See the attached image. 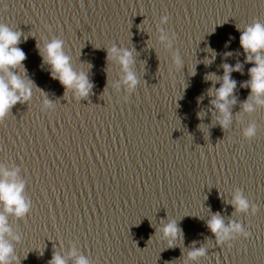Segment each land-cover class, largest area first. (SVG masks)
<instances>
[{"label":"water","instance_id":"obj_1","mask_svg":"<svg viewBox=\"0 0 264 264\" xmlns=\"http://www.w3.org/2000/svg\"><path fill=\"white\" fill-rule=\"evenodd\" d=\"M255 20L261 0H0V23L21 33L25 54L12 71L33 84L0 121V165L19 169L30 204L7 218L13 264L54 254L75 264L72 251L90 264H264V106L249 99L253 65L239 44ZM53 39L92 85L86 97L52 78L41 50ZM112 47L132 54L131 91ZM225 64L241 66L227 129L212 104ZM236 191L247 212L231 205ZM215 214L249 238L218 245L206 226ZM172 221L181 231L169 245L161 230Z\"/></svg>","mask_w":264,"mask_h":264},{"label":"clouds","instance_id":"obj_2","mask_svg":"<svg viewBox=\"0 0 264 264\" xmlns=\"http://www.w3.org/2000/svg\"><path fill=\"white\" fill-rule=\"evenodd\" d=\"M164 17L162 22H166ZM240 31V26H237ZM21 33L12 31L6 25L0 23V121L7 117L10 109L18 102L28 101L32 96L33 84L27 78H22L13 72L21 66L25 59L24 52L17 47L20 42ZM161 40L166 39L163 35ZM241 49L246 54V62L253 66L248 70L249 79L246 82L250 92L249 99L256 105L264 106V23L255 20L243 27L239 37ZM43 61L49 65L50 74L53 79L68 91H73L74 96L78 98L86 97L92 88L86 75L73 70L70 58L63 50V41L53 39L46 43L41 50ZM107 59H115L125 73L122 83L128 86L131 91L137 84L135 75L129 70L132 64V54L127 50H117L115 47L108 49ZM174 63L179 66L180 60L177 57ZM240 64L223 66V77L221 86L215 91V100L212 104L219 112L218 122L223 129H227L230 124L229 104H234L235 100H229L236 82L231 79L230 74L233 71H240ZM208 79L215 80L214 76ZM45 107H50V102L44 101ZM245 112L254 111L252 103L243 104ZM245 140H251L256 136V126L249 125L243 129L242 133ZM19 169L9 170L0 165V264H13V248L6 237L12 236L11 229L8 226L7 218L9 215L17 218L23 217L29 211V201L24 196L25 181L18 176ZM237 213L247 212L250 208L249 201L242 192L236 191L230 201ZM256 207L252 206V213L255 214ZM207 228L213 234L218 245L225 244L231 247V242L236 237L248 239L250 233L245 231L238 222H229L225 224L224 220L218 215H212L207 221ZM164 238L168 240L169 245L180 233L175 221L169 222L161 230ZM12 239L18 240V237L12 236ZM205 255L203 247L194 249L187 254L189 261L195 262L198 258ZM69 256H75V264H90L84 256H77L75 251L69 253ZM50 264H67V261L60 255L54 254Z\"/></svg>","mask_w":264,"mask_h":264},{"label":"snow or ice","instance_id":"obj_3","mask_svg":"<svg viewBox=\"0 0 264 264\" xmlns=\"http://www.w3.org/2000/svg\"><path fill=\"white\" fill-rule=\"evenodd\" d=\"M261 3L264 4V0H261Z\"/></svg>","mask_w":264,"mask_h":264}]
</instances>
